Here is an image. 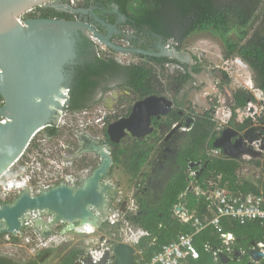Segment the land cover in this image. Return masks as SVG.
<instances>
[{
  "label": "flooded vegetation",
  "instance_id": "flooded-vegetation-1",
  "mask_svg": "<svg viewBox=\"0 0 264 264\" xmlns=\"http://www.w3.org/2000/svg\"><path fill=\"white\" fill-rule=\"evenodd\" d=\"M60 2L74 9H82V11L76 13L57 10L51 6H39V8L43 10L53 8L54 12L61 16L57 15L51 17L53 14H51L49 10L48 15H46L41 11H36L35 9L37 7L24 12L22 16L24 19L57 18L80 20L89 23L97 31L106 36L110 33V30L102 24L100 21L102 20L116 28V33L111 32V34L113 33L110 39L112 42L126 47L142 48L149 51H158L159 49L158 34L152 32L148 27H132L129 18L120 13L118 7L119 13L125 17L124 19H120L119 13L115 11L113 2L101 3L96 0H60ZM29 14L30 16H28ZM123 26L126 27L123 28ZM126 28L131 30L132 33H127V31H125ZM89 34L90 37L88 39L91 43H88V41L82 42L80 38L78 40L79 49L77 48L78 56L67 67V70L70 72L69 85L72 83V75L75 67L84 62L93 61L97 55L109 57L122 66L127 65L130 67L136 64L146 63L148 67L152 65L160 69L159 63H153L150 59L152 57L150 56L140 53H128L137 58L138 61L134 62V60L131 61L130 59L125 60L124 58H120L119 52L106 47L102 43L104 48L100 49V47L93 42L92 33ZM130 34H132V39H129L127 36ZM169 40L171 39L163 38L161 43L163 44ZM192 55L193 64L191 65V72L193 74H190V66L186 64L177 63L179 66H176L174 65L176 63H167L165 67H167V71H170L169 74L171 75V79L165 81V79L157 78L152 88L153 91L143 96L145 97L151 94L165 95V97L172 101L169 113L164 116L151 115L150 125L153 127V131L148 135L135 137L127 133L119 143L111 142L107 135V126L121 117L128 116L132 104L134 103V98L136 100L140 99L136 98L137 94H132V91L128 88L122 89L119 86V84H123V81L126 79L123 69L117 73H113L110 79H105L103 81L101 79L95 91L81 99L79 104L85 106V108L68 110V106L62 111L64 114L66 112L75 114L77 122L81 123L75 129L73 128V126H75L74 124L64 121L71 129H75L74 135L76 138L73 143H60V145L63 146L59 148V159L62 160L63 164H69L71 167L66 165V167L61 170L63 175L58 178V181L52 180V176L54 175H51V173L54 172V169L47 170V180L51 183L60 182L61 184L72 187L81 185V183L92 174L93 170L100 162L101 155L97 150L92 148V145L109 146V154L112 156V165L109 172L113 177L114 172L117 170L125 175L126 181L131 186L130 189H132L130 193L131 197L129 198L135 200L143 196L155 200L160 198L165 187L173 178L180 177L185 181L195 182L199 177L208 172L207 167L210 159L228 158L229 156L226 155L221 147L213 146L214 140L225 134L227 140L234 144L227 145L231 153H238L240 149H244V147L250 145L249 153H242L237 158H229L236 159L243 163L245 157L248 156L247 161L252 164L255 173H257L252 179H262L264 182V100L258 102V99L254 96V100H248V102L254 104L258 103L259 107L254 105L252 108L241 107L238 103L245 89L231 86L227 72L218 69L212 71L203 65L193 53ZM182 73H187L188 76L185 81L180 84L178 77ZM198 75H200L201 79L200 84L196 77ZM105 86H110L111 88L103 93L102 89ZM115 91L118 93V101L115 106L110 109L106 106V100L112 96ZM260 91L262 92L261 94L264 95L261 89ZM121 98H125V100L120 106L119 103L121 102ZM99 102L102 103L101 105L103 108L109 110L111 116L107 118V121L101 125L98 131L99 128L97 130H92L93 128L91 129V126L88 125L93 124L99 127L98 118L100 111L91 110V108H94ZM224 108H226L227 112H225ZM85 110L87 111L85 112ZM241 112H246L247 116L245 118H238V114ZM174 118L175 121L169 124L170 120L172 121ZM186 124H188V126ZM49 126L56 127L57 133L49 136V128L46 126L43 128L45 129L46 136L50 139L56 138L59 134L58 124H51ZM250 126L254 128L253 134L251 135L256 136V139L244 145L242 142L245 143L246 140L242 139L241 142L240 137L245 128ZM208 129H212L211 132L213 133L205 139ZM38 137L39 134H37L35 140ZM29 145L27 149L29 153H33L31 158L33 165L39 164L41 160L44 162L45 166H47L49 159L55 161V159L47 153L46 147L38 146L35 142ZM37 146L38 149L36 150ZM49 150L53 151V148ZM89 152H92L99 161L97 162L94 158H86L84 155ZM193 157L194 159L191 160L190 158ZM139 164H141V168L134 174L135 170L133 168ZM15 169L17 170L19 168L15 167ZM240 169L241 167L237 170V174ZM192 171L194 176L190 178L189 172ZM209 174V177L213 176L211 172ZM114 179L116 181L114 186L118 188V193L120 195V183L118 182V178L114 177ZM128 196L120 195L118 198L123 197L122 199L125 198L128 200ZM116 208H120V204H118ZM124 212H128L127 208ZM126 213L123 219L119 217L117 222L123 221L133 224L125 218ZM233 257L234 256H230V260H234ZM263 262L264 258H261L258 264H262Z\"/></svg>",
  "mask_w": 264,
  "mask_h": 264
},
{
  "label": "water",
  "instance_id": "water-1",
  "mask_svg": "<svg viewBox=\"0 0 264 264\" xmlns=\"http://www.w3.org/2000/svg\"><path fill=\"white\" fill-rule=\"evenodd\" d=\"M39 6L76 13L82 11L60 0H0V177L24 153L35 133L51 124L57 125L61 112L69 106L70 80L67 81V73L70 79V72L67 67L78 56V40L81 38L83 42V38L88 39L89 33L116 52L140 53L154 58L169 57L190 66L189 72L193 74L192 53L178 49L172 40L162 44V35L158 34V51H149L112 42L111 32H115L116 28L102 20V24L110 30L106 36L80 20L23 18L24 12ZM113 6L119 13L118 5L114 3ZM118 15L120 19L125 18L120 13ZM83 30L87 31V37ZM131 35H127L129 39H132ZM196 77L200 84V75ZM64 88L67 95L62 103L60 98L64 95ZM171 105L172 101L165 95L151 94L135 100L128 116L107 126L110 141L119 143L127 133L135 137L150 134L153 131L151 115L164 116L171 110ZM253 131V126H250L242 132L240 140H246L242 142L244 145L256 139L251 135ZM229 144L234 145L225 134L213 142L214 147H221L227 156L233 158L250 151L249 145L238 153H231L227 146ZM108 147L92 145L101 155L100 162L81 185L72 187L61 184L42 189L36 195L24 189L12 201L2 202L0 235L19 231L32 211L39 214L34 218V225L45 237L52 234L51 227L55 223L64 225L60 234L83 233L87 226L85 222L90 224V228H100L118 203L119 210L125 211L128 200L124 198L118 202V188L114 186L116 181L109 172L112 156ZM42 216H48L47 220ZM252 245L255 246V242ZM253 246L247 252L251 259L249 264H258L264 254ZM113 253L112 256L106 253L99 264H106L109 258L113 259L112 264H133L135 248L131 244L118 242ZM243 255L244 252L238 250L233 253V258L235 260ZM221 260L227 262L230 258L222 254Z\"/></svg>",
  "mask_w": 264,
  "mask_h": 264
},
{
  "label": "trees",
  "instance_id": "trees-1",
  "mask_svg": "<svg viewBox=\"0 0 264 264\" xmlns=\"http://www.w3.org/2000/svg\"><path fill=\"white\" fill-rule=\"evenodd\" d=\"M101 3H116L120 13L127 16L132 27H148L156 34L162 35L165 39H174L178 43L196 31L210 30L218 35L225 46V58L234 56L240 57L254 74L256 87L264 93V34L256 33L247 38V26L255 17V11L262 0H96ZM225 1V2H223ZM36 11H41L48 15V10L53 16L56 14L53 8L43 10L37 7ZM31 13V12H29ZM49 13V14H50ZM26 16V15H25ZM30 16V14L28 15ZM237 33V38H231V33ZM83 41L89 39L83 38ZM178 49H181L179 44ZM96 56V55H95ZM153 63L160 65V69L150 66L146 63L133 66H122L115 60L97 55L93 61L84 62L75 67L70 85V105L68 110L85 108L80 103L81 99L93 93L102 79H110L113 73L123 69L126 77L121 88L129 89L142 98L145 94L152 92L153 85L157 78L171 79L169 73L165 74L167 63H179L169 57L150 58ZM149 62V61H148ZM187 73L179 75L180 84L187 78ZM110 86L102 89L104 93ZM1 100V97H0ZM248 100H254V95L246 90L242 92L239 100L241 107H247ZM175 121V118L171 121ZM48 135L57 133V128L47 126ZM56 128V129H55ZM212 129L206 131L205 139L213 132ZM28 154V150L27 153ZM26 156V155H25ZM191 160L194 159L190 158ZM242 162L233 158L210 159L208 163V172L199 177L195 182L203 185L205 178H209V173L221 175V185L228 189L247 193H264V182L262 179L254 180L250 178H239L237 170ZM141 168V164L135 166L134 174ZM189 182L176 177L165 187L162 195L158 199H149L143 196L135 199L137 211L135 213H126L125 218L136 226L146 230L149 235L139 239L136 249L140 250L145 258H149L154 252L160 249L164 243L176 239L180 232L189 233L192 231L187 224L179 222L173 217L175 206L183 202L186 208L191 211L196 208V213L202 216L206 213V203L203 197H197L192 191H188ZM10 202V200L3 201ZM222 229L225 232H232L235 240L231 247L232 256L235 251L244 252L243 257L235 260L223 262L221 254L217 258L212 253L203 248V243L208 241L213 247H219L221 244L220 234L212 227L207 226L202 231L194 235V245L200 251V257L197 259H188L185 264H249L251 262L247 252L252 248V243L264 241V219H255L243 224L223 218L221 220ZM104 224H102V227ZM119 226V223L114 225ZM101 227V228H102ZM100 228V229H101ZM114 232H109L118 236L119 228ZM155 239V240H154ZM16 241V239H13ZM51 252L50 248H45L37 252L34 258L24 262L15 261L13 258L0 255V264H41V259ZM83 248L75 246L70 248L61 256L57 264H77L83 254ZM224 255L230 257L226 252ZM81 264V263H79ZM264 264V262L262 263Z\"/></svg>",
  "mask_w": 264,
  "mask_h": 264
},
{
  "label": "built area",
  "instance_id": "built-area-1",
  "mask_svg": "<svg viewBox=\"0 0 264 264\" xmlns=\"http://www.w3.org/2000/svg\"><path fill=\"white\" fill-rule=\"evenodd\" d=\"M98 46H100L99 43ZM101 47L102 49L104 48L103 46ZM224 64L225 67L223 69L227 73H236L238 70L248 68V65L238 56L227 58ZM260 98L264 100V95ZM249 105L252 104L248 102L247 106L250 108ZM104 118L105 112L103 111L98 118L99 122L101 121V125L104 123V121L102 122ZM26 153L27 151L0 177L1 198L5 199L12 194L20 192L23 188H27L31 195H36L42 189L49 188L50 186V181L46 177L47 170L54 169V172H61L60 165L55 161H51V159L48 160L47 166L43 165L42 160L39 164L33 165L31 161V154L33 153ZM15 167L19 169L16 170ZM189 176L190 178L194 176L193 171L189 172ZM26 181L27 185L25 184ZM221 181V175L218 174L205 179L203 185L197 184L194 181L189 182L188 189L185 193L192 191L198 198L203 197L206 203V213L199 216L196 213V208L189 211L183 202L178 203L174 208L173 217L179 222L187 224L192 228V231L189 233L180 232L176 239L162 244L160 249L154 252L148 259L142 255L140 250L136 249V245L141 237L148 236L149 233L144 229L135 230L134 226L127 224V227L121 226L119 228L118 236H115V234L108 238L104 236L99 241L94 242L92 246L88 245L78 261L81 264H99L106 253L109 256L114 254L113 249L116 243L126 242L135 248L133 264H185L188 259H197L200 257V251L194 245L193 239L196 233L202 231L207 226H212L220 234L221 244L219 247H213L210 242L206 241L203 243V248L212 253L214 258L220 256V254H224V252L232 256L234 250L231 245L235 240V236L232 232L223 231L221 220L227 218L241 224L255 219L263 220L264 193L244 194L241 191L230 190L225 185L222 186ZM121 199L118 198V202ZM126 208L127 213H135L137 211V204L132 198H129ZM125 213L124 211H120L119 208H115L113 214L105 221H109V224L114 226L120 223L117 220L119 217L123 219ZM37 216H39L38 213L30 212L26 216L22 228L19 231L14 234H2L0 235V240L4 239V242L12 243L15 246L21 245L31 248L39 246L42 249L50 248L52 246L51 244L57 242V238L61 235L58 233L48 237L42 236L39 229L34 225V218ZM124 231L127 233H124ZM94 232L95 229H91V231L86 229L83 233L92 234ZM14 238L16 241L13 240ZM253 248L264 254V241L257 242ZM112 260L109 258L107 264L111 263Z\"/></svg>",
  "mask_w": 264,
  "mask_h": 264
},
{
  "label": "rangeland",
  "instance_id": "rangeland-1",
  "mask_svg": "<svg viewBox=\"0 0 264 264\" xmlns=\"http://www.w3.org/2000/svg\"><path fill=\"white\" fill-rule=\"evenodd\" d=\"M223 2H225V1H223ZM125 27L126 26H123V28H125ZM247 30H248L247 38L256 34V33L264 34V0H262V2L258 5V7L255 11V17L250 22V24L247 26ZM125 31H127V33L128 32L132 33L131 30H129L127 28L125 29ZM83 32L86 34V37H87V31L83 30ZM230 35H231V38H233V39L237 38V33L232 32ZM89 37H87V38H89ZM172 41L177 46L180 44L181 49L188 50L191 53H193L196 56V58L201 61V63L203 65H205L207 68L211 69L212 71L215 69L225 71L223 69L225 67L224 62L227 59L224 57L225 46H224V43L221 41V39L218 37V35L216 33L212 32L210 30L196 31V32H193L192 34H190L189 36H187L186 38H184L181 41V43H178V41L174 40V39H172ZM119 56H120V58H124L125 60L130 59L131 61L134 60V62L138 61L137 58H135L133 55H130L128 53H119ZM165 68H167V67H165ZM169 72L170 71L169 70L167 71V69H166L165 74H167ZM227 74L229 75L231 86L240 87L242 89L248 90L258 99V102H261L260 100H262V99L259 96H262V94H261L260 89L256 88V83L254 80V74L250 70L249 66L245 70H238L236 73L231 72V73H227ZM69 80H70L69 74L67 73V81H69ZM122 89H124V88H122ZM64 91H66V90H64ZM132 94H134V93L132 92ZM136 98H139L138 95L136 96ZM124 100H125V98L120 99V101H121L119 103L120 106L122 105ZM135 100L136 99L134 98V101ZM101 104L102 103L99 102L98 104H96L94 106V108H91V110H95V111L99 110L101 114L104 111L105 112V118L102 120V122L103 121L106 122L107 118L111 116V113L106 108H103ZM251 104L252 105H249L250 108H252L253 105L259 107L258 103L257 104L251 103ZM224 110H225V112H227L226 108H224ZM259 110H260V108H259ZM224 116H225V114H224ZM238 116H239L238 118H240V117L245 118L247 116V113L241 112L238 114ZM64 121H67V123L74 124L75 126H73V128H75V129L81 123V122H77V117L75 114H73L71 112H66L64 114V112H62L57 119L59 134L56 138H51V139L48 138L45 134V129H42V130H39L37 133H35V136L33 137L32 141L30 142V144L32 142L33 143L35 142V143H37L38 146L46 147L47 153H49L51 155V157L53 159H55V162L60 165V168L62 167V164L60 163V161H62V160L59 159V155H60L59 148H60V146H63V145H60V143H67V142L73 143V142H75V138H76L74 135L75 129H73V128L71 129L69 127V125L64 123ZM88 126H91L90 128L91 129L93 128L92 130H97L99 128L98 129V131H99L101 128V121L99 122V127H96L93 124H90ZM37 134H39V137L36 138V140H35V137L37 136ZM99 134H100V132H99ZM38 146L36 147V150L38 149ZM51 148H53V151L49 150ZM39 150H41V149H39ZM84 156H86V158H89V159L94 158L97 162L99 161V159L96 158L92 152H89L88 154H85ZM247 160L248 159L244 160V162L241 165V169L238 173L240 179L241 178L252 179V177L255 174H257V173H255V171H254L255 169L253 168L252 164L249 163ZM66 165L71 167V165L66 164V163L63 166H66ZM15 173H16V171H15ZM51 175H54V176H52V180L58 181V178L63 175V172H52ZM113 175H114V177L118 178V182L120 183V187H119L120 188V195H122V196H128L129 195L128 198L131 197L130 193H131L132 189H130L131 186L126 181L125 175L121 174L119 172V170L115 171ZM52 182H54V181H52ZM14 196L15 195L12 194L11 196H8L5 199L0 197V205L3 201H7L9 198H14ZM121 198H123V197H121ZM134 202H135V200H134ZM123 217H124V215H123ZM103 224H104V226L103 227L101 226L102 227V228L100 227L101 229L96 228L95 232L92 234L73 233L72 232V233H68V234H65L63 236L58 237L57 238L58 241L51 244L52 245L50 247L51 252L46 254L41 259V264H57L59 262V259L61 258V256L63 254H65L70 248H73L75 246H79L85 250L88 245L92 246L94 244V242L99 241L100 237L102 235L106 234L107 238L111 237L109 235V232H114L115 234H117L115 232V230H117L121 226H126L127 224H130V223H125L123 221H120L119 226H112L111 224H109V221H104ZM131 226L136 227V225H133V224ZM124 233H127V232L124 231ZM65 239H67V241H64ZM63 242H67V243H63ZM11 244L12 243H6V242H4V239H1L0 240V255L9 256V257L13 258L15 261H20V262L21 261L24 262V261H27L29 259L34 258L35 255L37 254V252H40V250L44 249V248L42 249L39 246H36L35 248H31L29 246L28 247L27 246H21V245L15 246V245H13V244L11 245Z\"/></svg>",
  "mask_w": 264,
  "mask_h": 264
},
{
  "label": "clouds",
  "instance_id": "clouds-1",
  "mask_svg": "<svg viewBox=\"0 0 264 264\" xmlns=\"http://www.w3.org/2000/svg\"><path fill=\"white\" fill-rule=\"evenodd\" d=\"M100 115H101V113H100ZM100 115H99V116H100ZM41 130H42V129H41ZM36 133H37V132H36ZM34 136H35V135H34ZM34 136H33V137H34ZM32 139H33V138H32ZM31 141H32V140H31ZM27 148H28V147H27ZM27 150H28V149H26L25 151H27ZM25 151H24V152H25ZM15 161H16V160H15ZM42 162H43V161H42ZM60 163L62 164L61 169H64V167H66V166H63V165H65V164H63L62 161H60ZM13 164H14V163H13ZM43 165H45L44 162H43ZM58 165H59V164H58ZM52 166H53V165H52ZM10 168H11V167H10ZM10 168H9V169H10ZM9 169H8V170H9ZM8 170H7V171H8ZM7 171H6V172H7ZM6 172H5V173H6ZM61 172H62V171H61ZM2 176H3V175H2ZM25 184L27 185V181L25 182ZM24 189H27V188H23L22 190H24ZM22 190H21V191H22ZM21 191H20V192H21ZM20 192L15 193V194H14V195H15L14 198H16L17 195H18ZM14 198H9V200L12 201ZM47 218H48V216H45V217L43 216V219H44V220H47ZM102 224H103V223H102ZM102 224H101V226H102ZM63 226H64V225H63L62 223H55V224L51 227V228H52V234H51V235H53V234H58V233L60 234V230H61V228H62ZM138 229H142V228L139 227ZM68 233H72V232H66V233H64V234H60V235L63 236V235L68 234ZM51 235H50V236H51ZM47 237H48V236H47ZM65 240H67V239H65ZM65 240H64V241H65ZM255 244H256V243H255ZM44 249H45V248H44ZM112 262H113V260H112ZM112 262L109 263V264H112ZM106 264H107V263H106Z\"/></svg>",
  "mask_w": 264,
  "mask_h": 264
},
{
  "label": "bare ground",
  "instance_id": "bare-ground-1",
  "mask_svg": "<svg viewBox=\"0 0 264 264\" xmlns=\"http://www.w3.org/2000/svg\"><path fill=\"white\" fill-rule=\"evenodd\" d=\"M73 1H74V0H73ZM92 40H93V42H94L96 45H98V43H99V44H100L99 47H100V49H102L101 46H103V45H102L103 43L101 44L100 40H99L97 37H95L93 34H92ZM103 47H104V46H103ZM174 65L179 66V65H177V64H174ZM64 90H65V89H64ZM64 90H63V94H64V95H62L61 98H60V100L62 99V103L65 102V98H64V96L67 95L66 91H64ZM57 185H61V183H60V182H58V183H51V182H50V186H49V187L57 186ZM84 225H87V226H85V229H84V227L82 228V229H84V230L88 229L89 231H91V229H93V228H90V227H89L90 224H89L88 222H85ZM80 229H81V228H80Z\"/></svg>",
  "mask_w": 264,
  "mask_h": 264
},
{
  "label": "crops",
  "instance_id": "crops-1",
  "mask_svg": "<svg viewBox=\"0 0 264 264\" xmlns=\"http://www.w3.org/2000/svg\"><path fill=\"white\" fill-rule=\"evenodd\" d=\"M135 94V93H134ZM118 101V93L115 91V92H113V94H112V96H110L107 100H106V106L108 107V108H113L114 106H115V104H116V102ZM245 159H248V156L247 157H245ZM125 223H127V222H125ZM128 223H130V222H128ZM130 225H132L131 223H130ZM138 227L139 226H134V229L136 230V229H138ZM140 230V229H139ZM104 236H106V234H104V235H102L101 237H104ZM100 237V238H101ZM65 241H67V240H65ZM59 243V242H58ZM63 243H67V242H63ZM83 251H84V249H83Z\"/></svg>",
  "mask_w": 264,
  "mask_h": 264
}]
</instances>
